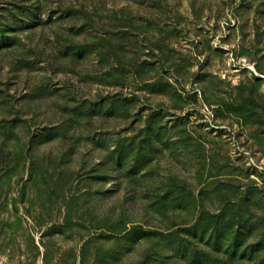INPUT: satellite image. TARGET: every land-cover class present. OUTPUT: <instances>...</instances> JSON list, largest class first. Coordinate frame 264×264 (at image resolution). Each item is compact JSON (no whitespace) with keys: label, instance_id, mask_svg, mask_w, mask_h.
I'll return each instance as SVG.
<instances>
[{"label":"rangeland","instance_id":"1","mask_svg":"<svg viewBox=\"0 0 264 264\" xmlns=\"http://www.w3.org/2000/svg\"><path fill=\"white\" fill-rule=\"evenodd\" d=\"M0 41V264H264V0H0Z\"/></svg>","mask_w":264,"mask_h":264},{"label":"trees","instance_id":"2","mask_svg":"<svg viewBox=\"0 0 264 264\" xmlns=\"http://www.w3.org/2000/svg\"><path fill=\"white\" fill-rule=\"evenodd\" d=\"M1 42V41H0ZM4 44V43H3ZM2 44V45H3ZM140 231L144 232V237H148L150 236L151 233H146L145 231H143V229ZM143 237V238H144ZM238 236H234L233 237V234H232V241L229 243V245L226 247V251H224V255H225V258H217V263H214V264H231L230 261H234L238 256L240 258H245L246 256V253H243L241 255L238 254V250L239 248H242L240 247V243L238 242ZM217 240V239H216ZM210 245V243L208 244ZM176 250L178 252H180L182 254V256H184V259L186 260V258H191L192 262H194L195 260H197V255H198V252H197V248L196 246L194 245L193 247H189L187 245H182V244H179L177 245L176 247ZM224 247H221L219 250L223 251ZM192 249H194V251H192ZM218 250V251H219ZM201 258H204V259H199L198 258V264H208L207 261H206V258L205 257H202Z\"/></svg>","mask_w":264,"mask_h":264}]
</instances>
